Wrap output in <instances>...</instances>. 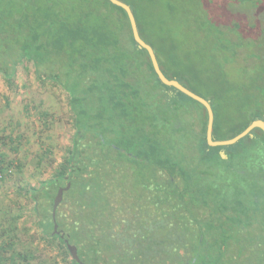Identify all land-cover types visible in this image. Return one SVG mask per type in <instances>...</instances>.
<instances>
[{
	"label": "trees",
	"instance_id": "trees-1",
	"mask_svg": "<svg viewBox=\"0 0 264 264\" xmlns=\"http://www.w3.org/2000/svg\"><path fill=\"white\" fill-rule=\"evenodd\" d=\"M120 1L165 77L210 103L214 141L264 122V0ZM24 62L66 92L74 129L26 188L46 238L85 264H264L263 131L210 147L205 108L160 82L122 8L0 0V75Z\"/></svg>",
	"mask_w": 264,
	"mask_h": 264
},
{
	"label": "rangeland",
	"instance_id": "rangeland-1",
	"mask_svg": "<svg viewBox=\"0 0 264 264\" xmlns=\"http://www.w3.org/2000/svg\"><path fill=\"white\" fill-rule=\"evenodd\" d=\"M73 133L60 87L37 81L27 62L11 82L0 75V264H71L69 252L41 231L26 188L62 168Z\"/></svg>",
	"mask_w": 264,
	"mask_h": 264
},
{
	"label": "water",
	"instance_id": "water-1",
	"mask_svg": "<svg viewBox=\"0 0 264 264\" xmlns=\"http://www.w3.org/2000/svg\"><path fill=\"white\" fill-rule=\"evenodd\" d=\"M108 1L111 4L122 8L126 12L128 20H129L133 39L137 43L139 48L146 50V52L149 56L151 65L153 67V70H154L155 74L157 75L158 79L160 80V82L167 87L174 88L177 91L183 93L184 95H186L187 97L191 98L192 100L198 102L200 105H202L205 108L206 114H207L206 141L210 147H225V146H230V145L236 144L238 141H240L245 136L249 135L251 133V131L253 129H256V128L261 129L264 133V122L261 120H257V121H254L253 123H251L242 133L238 134L237 136H235L232 139L224 140V141H214L212 139L214 115H213V111H212L210 103L207 100H205L204 98L196 95L195 93L191 92L190 90H188L187 88L182 86L175 79H168L167 77H165V75L163 74V72L160 69V66L158 64L154 50L152 49L151 46H149L147 43H145L139 35L138 29H137V24H136V21H135V18L133 16L131 8L127 4L121 2L120 0H108ZM221 157L225 158V155L223 153H221ZM69 188H70V183H68L66 187L59 188L54 199H53V205H52V210H51V218H52V223H53V232H52L53 235H59L60 234V232L58 230V224L56 223V210H57L58 205L62 201L63 193L68 191ZM61 237L63 238V235H61ZM65 244H66V248H67V250L71 256V259L73 261H75L77 264H85V263L81 262L79 255H78V252H77V248L74 245L69 244L67 240H65Z\"/></svg>",
	"mask_w": 264,
	"mask_h": 264
}]
</instances>
